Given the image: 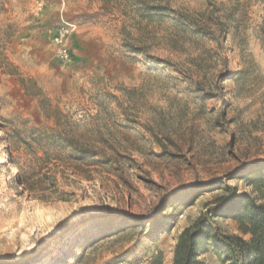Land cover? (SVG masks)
Returning a JSON list of instances; mask_svg holds the SVG:
<instances>
[{
  "label": "rangeland",
  "instance_id": "obj_1",
  "mask_svg": "<svg viewBox=\"0 0 264 264\" xmlns=\"http://www.w3.org/2000/svg\"><path fill=\"white\" fill-rule=\"evenodd\" d=\"M253 164L264 0H0V264H170Z\"/></svg>",
  "mask_w": 264,
  "mask_h": 264
},
{
  "label": "trees",
  "instance_id": "obj_2",
  "mask_svg": "<svg viewBox=\"0 0 264 264\" xmlns=\"http://www.w3.org/2000/svg\"><path fill=\"white\" fill-rule=\"evenodd\" d=\"M240 173H246L251 192L238 193L236 188L225 186L216 206L178 235L170 264H200V254L209 247L229 264H264V164L246 166L232 178ZM218 217L233 219L248 239L221 234L214 223Z\"/></svg>",
  "mask_w": 264,
  "mask_h": 264
}]
</instances>
